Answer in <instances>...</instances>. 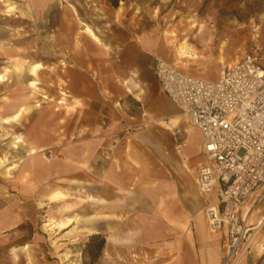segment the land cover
<instances>
[{"label":"rangeland","instance_id":"1","mask_svg":"<svg viewBox=\"0 0 264 264\" xmlns=\"http://www.w3.org/2000/svg\"><path fill=\"white\" fill-rule=\"evenodd\" d=\"M36 1L37 5L34 0H0V196L8 192L10 198L17 190L18 166L27 168L37 155L51 156L50 150L39 152L29 139L37 137L46 142L50 127L57 125L60 129L66 122L105 118L110 109L107 104L82 107L74 103L85 116L66 119L65 113H51L55 107H63L64 112L73 110L64 99L66 87L62 80L66 75L63 55L72 36L83 30L100 42L96 35L111 34L115 30L113 15L101 0ZM135 3L138 14L140 1ZM144 14L146 19L142 17V25L152 26L154 45L163 53L160 58L204 80H216L220 64L237 60L244 51L257 49L264 53V0H151ZM182 43L194 55L187 61L186 69L178 63L177 50ZM37 63L42 67L32 75L29 69ZM157 90L160 91L158 84ZM56 99L59 101L55 102ZM155 99L164 113L179 115L180 126L193 128L170 99L161 96ZM127 106L130 113H140L147 120L151 117L147 102H131ZM164 121L170 126L158 125L169 135L163 136V143L172 146L171 123L169 118ZM139 125L135 122L131 128ZM181 138L193 148L198 134L189 129ZM17 139L20 141L13 144ZM183 147L177 150L174 147V152L170 148L174 157L169 159L168 188L164 187L162 194L163 199L170 201L168 207L163 206V213H158L157 207L162 204L153 189L145 193V209L138 205L134 214L103 215L100 208L83 212L84 208L59 202L51 209L46 207L45 214L35 211L31 221L26 219L19 224L6 239L0 231V264H177L178 253L181 255L182 251L186 264L192 262L198 251L196 247L195 253L193 246L197 238L194 230L201 219L207 226L205 209L213 197L200 194L195 185V170L202 160L199 149L184 154ZM32 149L35 154L31 153ZM172 180L176 181L178 190L171 188ZM256 206V212L249 219L253 227L251 250L242 254L236 264L245 259L248 262L256 259L255 264L264 260V200ZM74 216L90 221L63 229L55 225L47 230L45 226L53 225L57 217L66 220ZM260 220L262 223L258 224ZM84 227L105 238L99 256L92 263L83 252L92 233H83ZM224 241L221 240L222 250Z\"/></svg>","mask_w":264,"mask_h":264},{"label":"crops","instance_id":"2","mask_svg":"<svg viewBox=\"0 0 264 264\" xmlns=\"http://www.w3.org/2000/svg\"><path fill=\"white\" fill-rule=\"evenodd\" d=\"M101 1L105 9L113 15L115 30L111 34L96 35L100 42L93 40L83 30L81 34L72 36L63 55L66 75L62 80L66 87L64 99L72 105L73 110L64 112L63 107H55L51 113H65L66 119H75L80 114L85 116L74 103H79L82 107H88L92 103L107 104L110 106L109 113L103 115L105 118L95 117L91 121L66 122L64 128L60 129L57 125L50 127L46 142L37 137L29 139L39 152L42 149L50 150L51 156L46 158L37 155L32 158L27 168L18 166L16 193L11 194V198L8 192L1 193L0 231L4 239L26 219L31 221L35 211L41 210L45 214L46 207L51 209L59 202L84 208L83 212H89V208H100L103 215L134 214L138 205L144 208L146 191L152 192L153 189L162 204V207H157L161 214L170 201L162 197L163 188H168L166 184L169 159L174 157L170 148L174 152L175 142H183L185 146H182V153L190 154V151L199 149L203 160L199 131L195 128H183L179 124V115L164 113L162 107L156 103L157 96L166 97L157 90L151 68L153 58L163 56V53L154 45L152 26L147 28L146 24L145 27L142 25V17L146 19L144 13L147 12L151 0H139L138 14L136 0H122L116 8L105 0ZM38 3L34 0L35 5ZM87 31L91 32L88 28ZM177 52L178 63L186 69L187 61L194 58L192 50L182 43ZM32 66L29 70L35 75L36 72L31 71ZM41 67L42 65L37 70ZM58 101L56 99L55 102ZM131 102H147L150 106L149 120L140 113H130V106L127 105ZM164 118H169L171 127L179 125L184 130L182 134L189 129L196 131V146L189 148L186 139L181 138L182 134L173 138L172 146L164 144L163 136L169 135L158 126H170L163 122ZM135 122L140 125L132 129ZM143 122L150 124L142 127ZM19 141L17 139L13 144ZM35 152L34 149L31 150L32 154ZM174 182L176 184L172 180L171 188L178 190ZM153 184H156L155 188ZM42 185L46 190L42 191ZM60 198L63 199L58 200ZM256 208L258 207L252 210L250 217L254 215ZM67 219L71 220L68 226L90 221L80 216ZM61 220L63 219L57 217L53 225L60 228L58 223ZM92 232L94 231L91 228L84 227L83 233ZM194 234L197 238L193 246L195 253L196 247L198 251L188 264H221L224 229L211 232L201 219L197 222ZM178 254L177 264H186L184 251L181 255ZM255 263L256 259L240 262ZM261 264H264V260Z\"/></svg>","mask_w":264,"mask_h":264},{"label":"built area","instance_id":"3","mask_svg":"<svg viewBox=\"0 0 264 264\" xmlns=\"http://www.w3.org/2000/svg\"><path fill=\"white\" fill-rule=\"evenodd\" d=\"M151 68L160 91L201 135L203 160L195 185L213 196L205 209L209 230L225 232L221 264H236L251 250L250 214L264 200V53L247 50L220 64L214 81L160 57L153 58ZM170 131L174 138L184 132L178 125Z\"/></svg>","mask_w":264,"mask_h":264},{"label":"trees","instance_id":"4","mask_svg":"<svg viewBox=\"0 0 264 264\" xmlns=\"http://www.w3.org/2000/svg\"><path fill=\"white\" fill-rule=\"evenodd\" d=\"M105 1L110 6L116 8L118 7L119 2L122 0H105ZM104 243H105V238L99 232L92 233L88 237V240L84 245L83 252L89 257L90 263H92L99 256L104 246Z\"/></svg>","mask_w":264,"mask_h":264},{"label":"bare ground","instance_id":"5","mask_svg":"<svg viewBox=\"0 0 264 264\" xmlns=\"http://www.w3.org/2000/svg\"><path fill=\"white\" fill-rule=\"evenodd\" d=\"M183 46L181 47V49L183 50ZM186 51V50H185ZM188 53V52H187ZM188 54H190V53H188ZM184 55V54H183ZM39 64H35V65H33L32 66V68H31V71L33 72V73H35L36 72V70H37V68H39ZM77 218H74V220H76ZM71 223V220L70 219H66V220H61L58 224H59V227H61V228H63V227H66V226H68L69 224ZM262 223V221L260 220L259 222H258V224H261ZM46 227H47V230H51L52 228H53V226L52 225H49V224H46L45 225Z\"/></svg>","mask_w":264,"mask_h":264}]
</instances>
